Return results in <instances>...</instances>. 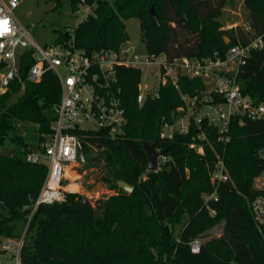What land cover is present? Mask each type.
<instances>
[{
  "label": "trees",
  "instance_id": "1",
  "mask_svg": "<svg viewBox=\"0 0 264 264\" xmlns=\"http://www.w3.org/2000/svg\"><path fill=\"white\" fill-rule=\"evenodd\" d=\"M229 1L83 0L95 9L74 28L75 44L88 53L115 50L128 40L125 22L135 18L149 55L223 58L230 47L264 35V0L243 2L251 32L241 27L222 30L219 17ZM68 2L73 12L81 5V0ZM69 37L68 30L59 31L56 41ZM30 64L21 62L23 87L13 81L0 95V241L19 237L32 212L22 264H264V227L256 225L250 211L251 200L260 194L254 179L264 170V159L258 155L264 148V120L233 119L229 142L222 145L209 137L211 146L204 144L203 156L188 147L195 128L189 135L161 142L155 136L157 121H170L181 104L180 94L203 90L202 80L179 76L177 87L166 83L157 99L138 105L141 72L119 67L116 78L127 117L124 133L115 138L104 131L79 134L84 165L101 164L102 180L114 194L92 203L67 192L61 202L33 210L48 167L27 162L26 155L39 150L48 136L61 90L51 72L39 83L26 81ZM237 80L251 100L264 97V38L263 47L251 50L239 68ZM143 143L164 149L169 162L148 171ZM215 153L223 158L230 181L215 188V200L204 202L214 190L209 170ZM117 181L133 191L125 193ZM218 224L219 236L202 240ZM196 239L200 250L193 254L190 243Z\"/></svg>",
  "mask_w": 264,
  "mask_h": 264
},
{
  "label": "built area",
  "instance_id": "2",
  "mask_svg": "<svg viewBox=\"0 0 264 264\" xmlns=\"http://www.w3.org/2000/svg\"><path fill=\"white\" fill-rule=\"evenodd\" d=\"M18 7V0H0V95L8 91L13 81H19L23 87L20 66L21 62L28 61L31 64L25 71L26 81L39 83L45 73L51 72L59 80L61 90L60 99L52 108L48 136L39 144V150L26 155L27 162L45 163L48 167L33 210L40 204L64 200L67 193L63 185L65 171L78 163L81 132L104 131L111 138L124 133L127 117L116 78L119 67L141 72L136 94L138 105L148 98L157 99L160 88L166 83L177 87L179 76L202 80L203 90L194 95L180 94L181 104L172 112L170 121L161 122L157 138L161 142L170 141L175 135H189L195 128L188 147L203 156L204 144L211 146L209 137L222 145L229 142L233 119L240 123L244 119L264 120V97L258 102L251 100L242 94L237 80L239 68L245 64L251 50L263 47L264 35L252 38L247 45L230 47L223 58L169 59L165 54L149 55L145 47L142 54L128 40L115 50L100 49L88 53L77 48L74 29L68 30L70 37L67 40L39 45L33 38L32 26L22 25L15 17L14 11ZM94 9L95 5H83L81 0L77 25L92 15ZM243 28L247 33L251 32L248 25ZM162 150L156 147V151ZM258 155L264 159V148ZM169 160L166 153L158 155L157 170ZM209 180L214 190L204 196V202L215 200V188L230 181L218 153L210 166ZM254 188L260 194L251 200L250 211L261 228L264 227V170L254 179ZM31 214L19 237L0 241V256L5 257L0 259V264H22L21 253ZM200 244L198 239L191 242V253L197 254Z\"/></svg>",
  "mask_w": 264,
  "mask_h": 264
},
{
  "label": "rangeland",
  "instance_id": "3",
  "mask_svg": "<svg viewBox=\"0 0 264 264\" xmlns=\"http://www.w3.org/2000/svg\"><path fill=\"white\" fill-rule=\"evenodd\" d=\"M18 1L19 7L14 11V15L22 25L32 26L33 38L39 45L52 44L59 31L64 32L77 27L80 13L71 10L68 0ZM243 2L244 0H230L225 6L219 17L222 30L243 28L247 24V13ZM125 25L128 42L143 54L144 46L138 20L131 18L125 22ZM225 41L228 42L226 37ZM103 176L104 170L101 164L86 167L84 162H78L66 169L63 185L67 192L79 193L94 203L98 199L114 194V191L102 180ZM70 186L72 190L69 189ZM221 229L222 224L214 226L204 234L202 240L219 236ZM4 258L0 256V259Z\"/></svg>",
  "mask_w": 264,
  "mask_h": 264
},
{
  "label": "water",
  "instance_id": "4",
  "mask_svg": "<svg viewBox=\"0 0 264 264\" xmlns=\"http://www.w3.org/2000/svg\"><path fill=\"white\" fill-rule=\"evenodd\" d=\"M149 13L154 17V19H156V16L154 14V10H153L152 6H149ZM160 124H161V122H160V120H158L157 125H156V132H155L156 138L159 137ZM143 148H144L146 156H147V170L152 171V172L157 171V169H158L157 157H158V155L165 154L166 151L165 150H162L160 152L156 151V145L155 144L148 145L146 143H143ZM77 159H78V162H83V156H82V153L80 150L78 151ZM116 185L119 189L123 190L127 194H130L133 191V187L128 185L124 181H117Z\"/></svg>",
  "mask_w": 264,
  "mask_h": 264
},
{
  "label": "bare ground",
  "instance_id": "5",
  "mask_svg": "<svg viewBox=\"0 0 264 264\" xmlns=\"http://www.w3.org/2000/svg\"><path fill=\"white\" fill-rule=\"evenodd\" d=\"M71 188V186L69 187V189ZM70 190H72V189H70Z\"/></svg>",
  "mask_w": 264,
  "mask_h": 264
},
{
  "label": "snow or ice",
  "instance_id": "6",
  "mask_svg": "<svg viewBox=\"0 0 264 264\" xmlns=\"http://www.w3.org/2000/svg\"><path fill=\"white\" fill-rule=\"evenodd\" d=\"M6 23V22H5Z\"/></svg>",
  "mask_w": 264,
  "mask_h": 264
}]
</instances>
